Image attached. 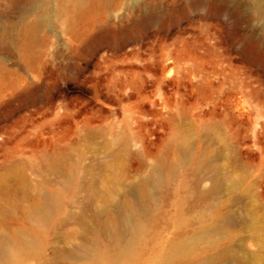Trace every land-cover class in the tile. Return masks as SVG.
I'll return each mask as SVG.
<instances>
[{
    "label": "rangeland",
    "instance_id": "rangeland-1",
    "mask_svg": "<svg viewBox=\"0 0 264 264\" xmlns=\"http://www.w3.org/2000/svg\"><path fill=\"white\" fill-rule=\"evenodd\" d=\"M206 262L264 264V0H0V264Z\"/></svg>",
    "mask_w": 264,
    "mask_h": 264
},
{
    "label": "bare ground",
    "instance_id": "bare-ground-1",
    "mask_svg": "<svg viewBox=\"0 0 264 264\" xmlns=\"http://www.w3.org/2000/svg\"><path fill=\"white\" fill-rule=\"evenodd\" d=\"M81 1L82 0H79V3H81ZM50 200H51L50 203L53 204L56 201V198L55 197H50ZM45 217H46V215H43L42 219L45 218ZM127 222H128L127 224H128L129 229L131 231H133V232H136L138 227H140V226H137V225L133 224L131 218ZM133 244H134V239L130 240L123 248L120 249V251L118 253V256H117L118 260H121L124 263H126V260H127L128 257L136 255L135 251L133 250ZM12 253L13 252H9V250H7V252L5 254L6 258L11 260L10 262H12L14 260V258L16 257ZM96 256H97L98 259L101 260L102 256H100L98 254ZM204 264H208V263L206 262Z\"/></svg>",
    "mask_w": 264,
    "mask_h": 264
}]
</instances>
